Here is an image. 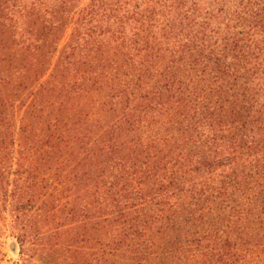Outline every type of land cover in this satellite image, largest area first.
Wrapping results in <instances>:
<instances>
[{
  "label": "rangeland",
  "instance_id": "374dc122",
  "mask_svg": "<svg viewBox=\"0 0 264 264\" xmlns=\"http://www.w3.org/2000/svg\"><path fill=\"white\" fill-rule=\"evenodd\" d=\"M67 32L59 34L57 49L64 44ZM42 34H45L44 30ZM5 41L7 43L4 45ZM122 45L113 43L105 46L101 43L96 45L94 52L88 49L84 51L81 59L76 58L74 68L86 69L87 76L89 72L96 71L101 79H85L75 95L49 82L47 87L52 92L49 90L44 94L45 100L35 110L26 105L29 93L37 88L40 81L30 83L22 79L30 73L31 60L37 54L13 51L4 30L0 29V69L4 70L0 77L4 74L6 77L0 81V142L2 138H6L7 142L13 140L14 148L19 150V145L23 146L21 143L24 144L27 139V134L20 129L23 123L28 124L30 138L41 140V148L34 150V155L24 152L22 159H19V154L12 172L6 169L9 148L0 145V151L4 150L0 153L1 159L4 158L0 164V174L22 189L19 196L21 207L25 214H29L31 231H55L58 228L57 237L51 239V243L78 237L73 246L63 253L66 257L63 264H69L70 260H76L78 264H197L204 258L201 255V260H196L195 256L214 246L215 230L223 226L232 241L221 250H231L235 255L233 264H264V108H260L262 101L254 103L250 99L256 90L246 86V91L242 92L236 87L234 92H228L222 98L227 102L211 103L208 109H204L205 101L192 102L194 98L189 99L187 91L192 92L195 87L206 84L213 88L221 85L219 82L213 83L206 72L202 76L203 81L197 77L205 68L213 74L222 70L215 62V55L208 53V48H201L192 57L199 59L193 69H185L179 63L171 64L179 68L173 72L182 78L184 83L180 88L184 93L161 91L154 98L137 95L126 98L119 93L124 89L126 75L131 71L129 66H136L141 76L139 88L142 90H148V87L162 81L157 76L156 68L148 69L145 60L131 65L126 58L128 51ZM55 49H51L53 53L49 51L50 54L43 60L45 64H52L58 58V50L54 52ZM11 56L16 58L10 60ZM168 59L161 61L166 65ZM222 65L226 66L228 62ZM149 70L152 75L148 74ZM218 75L224 83H229V87L240 81H232L234 77L228 74ZM125 99H130L129 106L139 105L142 110L134 113L135 117L130 121L123 119V114L129 108ZM186 100L190 104H183ZM154 103L158 106L152 107ZM144 112L147 116H144ZM154 112L158 115H153ZM216 121L222 128L218 138L228 147L225 148L227 153L230 156L238 155L240 159L236 160L230 172H226L228 177L225 179L215 174L196 179L194 182L198 184V189L205 190L204 195L184 199L175 212L173 210L177 205L170 209L167 205L164 218L148 227L149 232H145L144 236L130 235V230L117 224L114 218L105 216L102 210H98L94 220H86V224L68 219L66 213L70 208L75 210L80 206L92 210L106 192L110 194L104 186L105 182L107 187L113 181L119 185L132 182L134 188L153 190L158 187V173L164 174L165 171H157L150 177L141 172V163L147 158L144 152L146 147L159 149L160 152L150 162L157 164L160 161L162 167L169 169L168 162L179 152L201 154L204 147L200 142L208 130L203 124ZM152 136L162 138L160 147L151 141ZM258 157L262 160L254 163L253 158ZM252 163L254 165L250 172L248 165ZM137 178H142L144 183L139 184ZM218 181H221L220 184ZM58 183L60 186H56L60 191L51 192L49 188L52 184ZM207 188L215 189L207 192ZM113 189L116 192V187ZM94 212L92 210L86 214L90 216ZM15 215L11 203H0V264L21 263ZM114 244L118 248L116 252H113ZM36 248L31 247L29 255H33ZM245 249L249 252L244 258ZM104 250L112 253L102 255ZM34 259L38 260V257ZM34 262L39 264L38 261ZM214 264L225 263L219 260Z\"/></svg>",
  "mask_w": 264,
  "mask_h": 264
},
{
  "label": "trees",
  "instance_id": "16d2710c",
  "mask_svg": "<svg viewBox=\"0 0 264 264\" xmlns=\"http://www.w3.org/2000/svg\"><path fill=\"white\" fill-rule=\"evenodd\" d=\"M0 29L4 30L13 51L37 54L36 58L31 60L30 73L22 79L23 82L30 83L40 81L37 88L29 93L27 108L35 110L40 108V103L45 100L44 94L49 90L52 92L47 87L49 82L60 86L63 91H72L75 95L80 91V84L85 79L98 77L100 80L101 76L96 71L89 72L87 76L86 69L82 71L74 66L77 65L76 58L81 59L84 51L88 49L94 52L96 45L101 43L105 46L122 43L123 49L128 51L126 58L131 65L145 60L148 63V69L156 68L157 76L162 81L148 87V90H142L139 88L141 76L136 66H129L131 71L126 75L124 89L119 93L126 98H134L136 95L142 98L148 96L154 98L161 91L175 90L184 93V90L180 88L184 82L175 73L179 68L171 64L179 63L183 68L191 70L199 61L197 57L192 58L197 50L208 48V53L215 55V62L222 70L213 74L205 68L202 73L197 74V77L203 81L202 76L206 72L213 83L219 82L221 85L215 87L216 89L209 87L208 84L200 88L195 87L192 92L187 91L186 96L189 99L194 98L192 102L205 101L204 109H208L211 103L227 102V99L222 98L227 96L228 92H234L236 87L245 92V87L250 86L249 88L256 90L250 99L254 103L262 101L260 108H264V0H0ZM64 31H68L65 35L67 38L57 49L56 41L59 40V34ZM6 43L5 41L4 45ZM51 49H55L54 52L58 50V58L52 64L47 62L45 64L43 60L52 52ZM15 58L11 56L10 60ZM161 59H168L167 64L165 65ZM230 60H232L231 63H229ZM62 61L63 63L60 64ZM223 62H228V65H222ZM153 64L157 67L152 66ZM3 71L0 69V75ZM218 73L228 74L234 77L232 81L240 80V83L230 84L229 87V83H224ZM65 74L68 77L65 78ZM148 74H151L150 70ZM5 79V74L0 77V81ZM144 92L148 94L145 95ZM125 100L128 103L126 107L129 108L123 114V119L130 121L135 117L134 113L142 110L138 107L139 105L129 106L130 99ZM188 103L190 104V101L186 100L183 104ZM158 104L154 103L152 107ZM143 114L147 116V113ZM153 115L158 113L154 112ZM203 125H206L208 130L200 142L204 147L201 154L197 156L192 155L193 153L188 155L179 152L171 158V162H168L169 169L162 167L163 164L161 165L160 161H157V164L150 162L160 152L159 149L152 150L146 147L144 152L147 158L141 163V172L144 171L147 173L146 176L150 177L157 174V171H165L164 174L158 173V187L153 190L134 188L131 185L132 182L119 185L113 180V183L109 182L107 187L105 182L104 186L110 194L106 192L104 198L92 208L95 211L94 215H87L86 213L92 210L79 206L75 210L69 209L70 211L66 213L68 219L79 220L86 224V220L89 218L94 220L98 210H102L105 211V216L114 218L117 224L126 228L127 231L130 230V235L144 236L145 232H149L148 227L161 222L164 218L167 205L169 209L177 205L173 210L175 212L184 199L203 196L205 190L198 189V184L194 181L199 178H208L207 176L213 174L221 178L223 176L225 179L236 160L240 159L238 155L230 156L225 149L228 148L226 144L219 140L218 134L222 129L219 122ZM203 125L199 124V126ZM20 129L27 134L25 137L27 139L24 142L25 145L22 143L23 146L19 145V150L14 148L13 140L7 142L6 138L5 140L2 138L0 142L3 148H9L6 153L9 160L6 169L11 172L13 166L17 165L19 154V159H22L21 155L24 152H31L34 155V150L41 148L40 139L30 138L28 124L23 123ZM151 141L158 143V147L163 143L162 138L155 136H152ZM48 142L50 143V140ZM2 152L4 150L0 151ZM3 159L0 157V164ZM253 160L254 163H258L262 158H253ZM253 165V163L248 165V171L251 172ZM0 177V203H11L13 212L16 214L14 217L18 225L17 239L22 255L20 264H33L35 260L34 263L38 261L39 264H63L66 259L63 253L73 246L78 237L72 236L61 242L57 240L51 243L50 240L57 237L58 228L55 231H31L29 214H25V210L21 207L22 202L19 196L22 189L13 185L10 178H4L3 174H0ZM137 179L139 184L144 183L142 178ZM254 181L251 180V182ZM220 182L217 183L220 184ZM56 185L60 186V183L52 184L49 188L51 192L60 191ZM257 185L260 186L259 183ZM113 187L116 189L118 187L116 192ZM214 189L207 188V192ZM218 195L220 196L217 193V197ZM172 199L174 202H170ZM227 233L228 230L226 231L223 226L215 230L214 246L195 256L196 260L201 255L204 258L202 261H199L201 260L199 258L197 264L200 262L214 264L219 260L224 261L225 264L235 262V255L231 250H221L224 245L232 241ZM35 246L38 248L33 255H29L28 252ZM113 249V252L118 251L115 244ZM248 252L249 250H244V258ZM111 253L104 250L102 255ZM36 256L38 260H33ZM69 264H78V262L70 260Z\"/></svg>",
  "mask_w": 264,
  "mask_h": 264
}]
</instances>
